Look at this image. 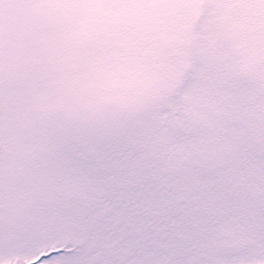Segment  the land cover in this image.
I'll use <instances>...</instances> for the list:
<instances>
[{
    "label": "snow or ice",
    "instance_id": "6c2138e0",
    "mask_svg": "<svg viewBox=\"0 0 264 264\" xmlns=\"http://www.w3.org/2000/svg\"><path fill=\"white\" fill-rule=\"evenodd\" d=\"M0 264H264V0H0Z\"/></svg>",
    "mask_w": 264,
    "mask_h": 264
}]
</instances>
